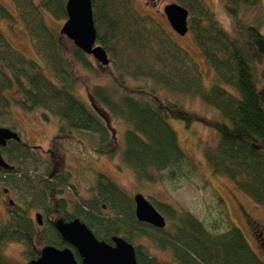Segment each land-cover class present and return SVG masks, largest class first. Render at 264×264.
Returning a JSON list of instances; mask_svg holds the SVG:
<instances>
[{
  "label": "trees",
  "instance_id": "1",
  "mask_svg": "<svg viewBox=\"0 0 264 264\" xmlns=\"http://www.w3.org/2000/svg\"><path fill=\"white\" fill-rule=\"evenodd\" d=\"M12 1L42 64L14 48L0 30V118L17 106L26 112L42 109L44 119L54 115L60 124L46 151L14 139L2 147L4 159L13 168L0 166V182L16 191L21 201L9 208L8 219L0 216V247L9 242L25 244L29 264L41 254L35 249L39 231L44 230L45 245L64 248L69 244L55 221L79 218L100 240L114 244L117 235L132 243L138 264H172L136 244L140 236L171 252L178 264H264L231 220L221 196V212L228 221L221 231L211 229L190 211L160 200L150 201L165 216L166 226L139 221L134 196L103 172L97 173L91 198L79 197L71 204L64 196L71 185V173L64 169V143L79 141L73 135L75 130L95 133L99 143L84 149L113 156L120 148L113 119L125 124L122 162L140 181L169 180L181 186L193 179L197 165L170 122L176 119L187 127L201 122L214 129L217 145L206 149L213 170L226 175L264 207V83L259 79L264 32L258 21L242 19L246 10L261 0H225V13L233 21L229 28L205 0H175L189 10V30L215 70L210 86L191 53L153 16L141 13L133 0H92L97 43L110 58L109 65L95 62L111 67L114 82L89 86L90 102L76 94V67L95 73L94 57L49 25L43 12L66 21L67 0H40L39 5L34 0ZM0 19H13L1 2ZM223 83L236 87L240 95ZM157 87L173 95L197 96L224 119L186 109L180 100L165 96ZM33 208L42 211L46 222L39 224L31 216ZM75 254L81 262L76 250ZM0 264L19 263L0 249Z\"/></svg>",
  "mask_w": 264,
  "mask_h": 264
},
{
  "label": "rangeland",
  "instance_id": "2",
  "mask_svg": "<svg viewBox=\"0 0 264 264\" xmlns=\"http://www.w3.org/2000/svg\"><path fill=\"white\" fill-rule=\"evenodd\" d=\"M37 5L40 0H34ZM0 2L11 11L12 20L0 19V30L9 40L14 48L22 52L27 58L42 61L35 51L33 40L17 11L16 4L12 0H0ZM175 0H133L134 6L143 14L153 16L160 22L168 33L182 47L188 50L199 63L203 73L205 84L210 86L216 78L215 70L209 65L206 57L196 44L194 35L189 30L185 35L178 34L170 25L164 7ZM210 8L215 10L220 20L229 28L233 21L225 13V0H205ZM47 22L55 30L60 32L65 20L55 19L48 11H43ZM242 19L247 22H259L264 32V0L256 6L246 10ZM92 57V55H91ZM93 58V57H92ZM94 60L96 72L77 68L79 82L76 87V94L80 99L90 102L88 87L92 84L112 85L114 74L111 67H102ZM259 79L264 83V64L260 65ZM233 94L240 95L234 86L223 83ZM167 97H174L183 103L186 109L193 110L199 114L224 119L221 113L203 102L199 97L192 95L175 94L162 91ZM161 93V94H162ZM44 110L37 109L34 112H26L17 106H13L9 114L0 118V126L14 128L21 136V139L32 146H39L43 150L51 147L52 140L59 132L60 119L50 115V119L43 117ZM112 125L117 128L116 136L119 140V150L113 155L98 154L91 149H84V146L97 145L98 135L86 131L75 130L73 135L79 139L78 142L66 141L64 143L65 165L64 169L71 173V185L66 188L64 196L72 204L79 197L91 198L95 193L94 181L98 172L107 174L121 188L134 196L142 193L148 200L165 201L173 206L190 211L197 218L202 220L211 229L221 231L227 226V220L221 212L219 196L226 203L231 220L245 235L250 246L264 260V207L256 204L247 194L241 191L226 175L213 170L208 158L206 149L215 147L218 142L217 132L202 124L194 122L187 127L181 120L171 119L170 122L176 130L181 146L196 163L198 174L178 186L169 180L157 182L140 181L135 172L122 162L121 150L124 146L125 124L121 121L112 120ZM159 176V172L154 171ZM179 184V183H178ZM14 202H20L19 194L9 188L7 184L0 182V216L3 220L9 218V208ZM105 211L110 212L105 206ZM41 210L31 209L30 214L36 219V213ZM47 217L44 215L43 223ZM216 225V226H215ZM215 226V227H214ZM44 230L39 231L35 240V249L41 252L45 246ZM136 244H142L145 250L150 252L162 261H169L178 264L173 260L169 251L159 249L148 237L140 236ZM2 253L10 260L19 264H28L24 252L26 245L21 242H9L0 247Z\"/></svg>",
  "mask_w": 264,
  "mask_h": 264
},
{
  "label": "water",
  "instance_id": "3",
  "mask_svg": "<svg viewBox=\"0 0 264 264\" xmlns=\"http://www.w3.org/2000/svg\"><path fill=\"white\" fill-rule=\"evenodd\" d=\"M67 19L60 32L67 36L85 53L92 55L102 65H109L105 48L97 43V28L92 0H67ZM164 12L171 27L180 35L189 31V10L177 2L166 4ZM11 139L20 141L21 136L13 129L0 126V166L13 168L3 157L2 147ZM135 213L139 221L156 227L166 226L165 216L142 193L134 195ZM13 203V201H10ZM43 224L42 213L36 214ZM55 227L69 246L58 248L45 245L38 259L29 264H138L135 246L121 236H113L114 244L98 239L86 223L79 218L66 221L58 219ZM75 250L81 257H76Z\"/></svg>",
  "mask_w": 264,
  "mask_h": 264
}]
</instances>
